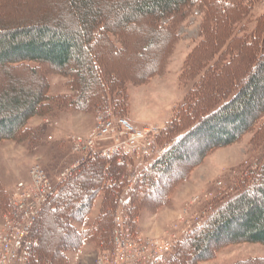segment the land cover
<instances>
[{
  "label": "rangeland",
  "instance_id": "374dc122",
  "mask_svg": "<svg viewBox=\"0 0 264 264\" xmlns=\"http://www.w3.org/2000/svg\"><path fill=\"white\" fill-rule=\"evenodd\" d=\"M2 1L7 8L5 6L0 10V20L9 26L22 27L43 22L71 26L74 21L76 23L80 12L79 9H73L68 0H50L49 4H42V0H31L30 7L12 3L23 0ZM91 1L97 3L95 8L105 14L108 27H112V17L108 16L103 4L111 0ZM9 3H12V8H8ZM226 3L234 14L238 37H246L247 32L256 30L259 18L264 15V0H194L186 15L177 22L174 35L161 30L164 27H160V24L165 23L166 19L158 23L156 33L162 40L148 50L144 48L147 41L144 27L151 28V20L136 19L138 24L132 27H144L141 26L140 31L133 32V35L130 33L129 36L113 38L117 48L126 49V59L119 55L110 58L118 65L112 70L116 72L105 71L104 82L99 89L101 93L97 94L96 99L92 97L85 110L70 103L77 86L74 77L67 72L58 73L51 67L36 64L30 65L38 68L39 74L28 73L30 67L10 73L0 69V90L36 89L41 83L40 76L48 85L49 98L45 111L31 117L16 138L0 141V199L4 204L17 183L29 179V171L33 165H40L54 181L60 171L74 165L78 155L72 152V138L89 136L96 126V116L99 113L124 118L138 129L149 128L155 131V141L144 153L112 156L123 165L122 168L116 166L119 169H109L108 162L101 168L99 173L106 179L104 187H114L107 190V193H111V207L106 209L111 215L110 228L112 226V231L117 228L112 218L113 213L116 215L117 212L129 211V229L138 242L148 240L158 246L172 242L164 263L169 264L175 250L192 233L197 232L231 198L246 190L248 182L259 171L264 156L262 144L254 140V133L264 122L263 115L250 131L241 134L235 142L219 147H214L213 140L218 135L213 134L211 129L201 128L178 147L177 155L168 163L167 168L156 171L153 166L164 151L181 136L168 126L174 109L181 104L191 86L180 81L184 62L200 39L199 34L208 13L214 15L218 12L212 5L216 4L219 10ZM120 14L117 15L119 18ZM174 20L176 19H172ZM118 26L113 29L125 30ZM167 36H172V43H169L171 40ZM123 44H127V48H123ZM133 44L134 47L131 48ZM167 45H170L169 48ZM165 46L167 52L164 55ZM142 53L144 58H141ZM163 56H166L163 71L147 77ZM121 60L124 65H120ZM111 79L117 84H113ZM253 94L255 104L244 109L243 118L246 121L264 101V87L261 85ZM54 97L60 98L57 106L52 102ZM63 97L66 98L63 100ZM2 119L0 116V121ZM235 126V123H216L214 128L217 131L227 128L233 132ZM1 129L0 126V131ZM202 150L207 153L198 160V153ZM95 160L84 168L90 166L91 169L90 164ZM82 170L75 169L73 173H78L79 180L75 183L77 187L81 185ZM150 176H153L151 180ZM99 192L93 199L86 223H73L79 231L87 230V237L78 247L64 254L57 256L56 249L65 244H75L76 237L63 224L62 209L44 216L37 233L41 240V250L51 264H96L98 254L103 251L97 248L101 239L99 232L108 231L105 224L99 223L98 218L110 199L105 190ZM252 196L255 197V193ZM2 203L0 202V229L4 208ZM233 230H238V226L234 225ZM46 234L48 240L45 238ZM219 237L222 240L218 243L213 240L207 243L210 250L215 249L214 255L197 264H235L241 261H246V264H264L263 244L228 242L230 240L226 234Z\"/></svg>",
  "mask_w": 264,
  "mask_h": 264
},
{
  "label": "trees",
  "instance_id": "16d2710c",
  "mask_svg": "<svg viewBox=\"0 0 264 264\" xmlns=\"http://www.w3.org/2000/svg\"><path fill=\"white\" fill-rule=\"evenodd\" d=\"M68 1L73 9L80 11L76 23L74 21L71 26L50 25L43 22L20 27L9 26L0 20V69L10 73L30 67L27 72L35 74L38 73V68L30 64H36L51 67L58 73L67 72L74 77L77 86L70 103L85 110L92 97L96 99L101 93L99 89L104 82L105 73L116 72L112 70L118 65L110 58L119 55L122 56L120 58L126 59V49L117 48L114 39L139 32L142 25L132 27L138 24L135 20L149 18L151 28L150 26L149 28L142 26V28L144 27L145 30L144 37L147 36L144 48L152 49L162 40L156 33L158 23L166 19L165 23L160 24V27H164L161 30L168 34L172 32L174 35L177 22L186 15L194 0H128V2L111 0L103 4L108 16L112 17V27H108L105 14H101L100 9L95 8L97 4L95 1ZM41 2L49 4L48 2L51 1ZM12 3L18 5L21 3L30 7L31 0ZM12 3H9L8 8H12ZM210 5L209 8L212 9ZM215 5L212 6L218 12L214 15L208 13L199 34L200 39L186 58L180 75V81L191 86L181 104L174 109L168 127L181 136L156 160V165H153L156 171L167 168L168 163L177 155L178 147L201 128L211 129L213 134L218 135L213 140L214 147H219L235 142L241 134L250 131L256 121L264 115L263 101L247 121L243 118L244 109L256 102L254 91L261 85L264 87V15L259 18L256 30L247 32L246 37H238L235 31V17L230 12V6L227 4L219 7L218 10ZM5 6L6 3L0 0V10ZM118 13H121L120 18L117 16ZM172 19L176 20L172 21ZM115 26L126 31L113 29ZM167 38L171 40L169 43H172V36ZM167 46L169 48L170 45ZM122 47L127 48V44H123ZM133 47L134 44L131 48ZM164 52L165 55L167 47ZM143 54L141 58H144ZM164 57L166 56L158 59L154 66L156 68L147 77L163 71ZM120 65H124L123 60ZM39 78L41 83L36 89L0 90V116L3 117L0 121L2 127L0 141L16 138L31 117L43 113L47 108L48 85L43 77L39 76ZM113 79L111 81L114 84ZM59 100L60 98L54 97L52 102L57 106ZM216 123H235L236 126L233 132L227 128L217 131L214 128ZM254 140L262 144L264 150V122L254 133ZM206 153L207 151L204 150L198 153V160ZM106 162L110 164L109 169L123 166L114 157L108 160L96 159L90 164L91 169L90 166L83 168L79 187L75 184L79 180L78 173L71 175L61 183L57 195L43 206L38 218V226L45 215L54 214L61 208L63 224L76 237L75 244L59 246L56 249L57 256L75 249L87 237V230L79 231L73 223H86V216L89 214L97 191L105 190L107 193V190L114 188L104 187L106 179L101 175L102 173H99ZM152 177L150 176L149 180ZM252 193L256 196L253 197ZM110 194L108 192L107 196L110 197ZM0 202L4 205L3 200ZM105 204L98 221L105 224L108 231L99 232L101 236L100 243H97L99 250L109 247L113 234L112 226L110 228V211L106 210L111 207V197ZM113 215L114 213L112 218ZM234 225L238 226V230H233ZM222 234H226L227 239L230 240L228 242H252L264 245V156L259 171L252 177V181L248 182L246 190L226 202L197 232L192 233L181 247L178 245L180 248L175 250L169 264H197L211 258L215 249L210 250L207 243L212 240L218 243L222 240L219 237ZM47 236L48 234L46 239ZM43 253L39 239L32 262L51 264L50 259ZM235 264H246V261Z\"/></svg>",
  "mask_w": 264,
  "mask_h": 264
},
{
  "label": "built area",
  "instance_id": "2783aa9c",
  "mask_svg": "<svg viewBox=\"0 0 264 264\" xmlns=\"http://www.w3.org/2000/svg\"><path fill=\"white\" fill-rule=\"evenodd\" d=\"M155 131L138 129L124 118L99 113L96 126L87 136L72 138L76 163L51 179L36 164L30 168L29 179L20 181L5 201L1 214L0 264H36L32 256L38 247V218L43 206L59 191V186L75 169H83L90 161L112 156H134L151 148ZM129 211L117 212L113 221L110 247L101 251L96 264H164L172 242L158 246L154 242H138L129 229Z\"/></svg>",
  "mask_w": 264,
  "mask_h": 264
},
{
  "label": "bare ground",
  "instance_id": "6f19581e",
  "mask_svg": "<svg viewBox=\"0 0 264 264\" xmlns=\"http://www.w3.org/2000/svg\"><path fill=\"white\" fill-rule=\"evenodd\" d=\"M49 234V233H48ZM48 237V236H47ZM49 238V237H48ZM55 241V240H54Z\"/></svg>",
  "mask_w": 264,
  "mask_h": 264
}]
</instances>
